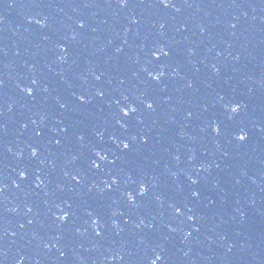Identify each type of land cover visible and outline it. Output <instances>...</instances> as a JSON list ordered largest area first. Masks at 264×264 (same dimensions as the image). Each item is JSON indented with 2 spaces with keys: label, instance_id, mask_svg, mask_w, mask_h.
<instances>
[{
  "label": "water",
  "instance_id": "1",
  "mask_svg": "<svg viewBox=\"0 0 264 264\" xmlns=\"http://www.w3.org/2000/svg\"><path fill=\"white\" fill-rule=\"evenodd\" d=\"M171 3L0 0V264H149L153 248L164 257L158 264H264V0ZM59 43L69 49L64 62ZM153 45L171 55L157 60ZM161 63L165 75L157 83L143 68L159 71ZM142 93L154 108L142 107L125 132L113 119L114 101L123 105L121 94L135 101ZM230 102L241 104L235 116L224 106ZM215 123L227 130L217 136L209 126ZM240 129L245 142L235 139ZM76 132L85 135L83 144ZM145 133L148 143L137 141L121 166L147 183L146 196L125 175L113 191L103 172L71 179L93 146ZM32 147L39 157H31ZM24 170L27 179L19 175ZM65 201L72 204L67 222L58 219L69 211Z\"/></svg>",
  "mask_w": 264,
  "mask_h": 264
},
{
  "label": "snow or ice",
  "instance_id": "2",
  "mask_svg": "<svg viewBox=\"0 0 264 264\" xmlns=\"http://www.w3.org/2000/svg\"><path fill=\"white\" fill-rule=\"evenodd\" d=\"M120 7H128L129 6V0H118ZM159 2L164 6V7H175L174 4L171 3V0H159ZM177 11H179L180 9L177 8ZM134 22H138V21H134ZM36 23L40 24L42 27L46 26L44 21H36ZM80 28H83L85 25L83 23H80ZM161 28L164 27L163 24H161L160 26ZM232 27H235V25H232ZM161 35H163V33H161ZM76 34H73L71 39L72 40H76ZM45 39H48L47 36H45ZM65 40H67L68 38L65 37ZM153 47L157 48V51L152 52L151 55L153 57H155L157 60H161L164 57H169L171 55V51H166L165 50V46L164 45H153ZM57 48L60 49L61 51V55L59 56V60L61 62H64L67 60L68 55H69V49L67 47L66 44L64 43H59L57 44ZM117 53L122 52L121 48H117L116 49ZM138 63V61H137ZM166 67L165 64L161 63L159 65V68L161 70L159 71H149L147 67L143 68V71L146 72L148 74L149 77H151V79L157 83H160L162 80V77L165 75V72L163 71V69ZM215 67V66H214ZM97 80L100 79L99 76L96 77ZM32 84L35 85L37 84L36 80H32ZM23 91L25 93H27L28 95H34L35 93V89L31 88V87H25L23 89ZM96 94L97 96H99L101 99H103L106 95L104 90L101 89H97L96 90ZM122 96V100L127 102L125 104L122 105L121 103V99H116L114 101L115 106L118 108L117 112L113 113V119L116 120V123L120 126V128H122L123 130H125V132H129L130 129L133 128L134 126V122L139 121V116H137V113L141 112V108L143 107L144 109H148L151 110L154 108V104H155V100L149 99L147 93H142L141 96L144 97L143 99H141L140 97H137L135 101H133L129 96L127 95H123ZM59 97H57V100L59 101ZM76 99L82 103V104H87L89 103V100L86 98L85 95H79L76 97ZM225 107H230L231 110V114L232 116H235V114H237L240 110H241V104L239 102H230L226 105H224ZM60 107L61 108H67L68 105L67 103H60ZM189 116L192 115V113H188ZM232 116H229L228 119L231 120ZM46 118V117H44ZM218 119V118H217ZM213 132L219 136L221 135L224 131H226V128H222L220 126L219 123H215V124H210L209 125ZM28 125L24 124L23 128L27 129ZM0 129H3L6 131V126L4 125H0ZM64 132H68V127L65 126L64 127ZM43 135V131H38L36 132V136L37 137H41ZM97 136L100 137L101 141L103 142V135L99 132L96 133ZM75 137L76 139L81 142L83 144V142L85 141V135L81 132H76L75 133ZM111 141H112V146H107V147H102L99 145L93 146L91 149V156H85L84 158V162L82 164V169L81 171H78L75 175L71 176V179L76 181L77 183H81L83 182V180L88 176V172H92L94 175L96 173H100L103 172L105 175L109 176V179L111 182H109V180H104L103 183L106 185L107 190L109 191H113V190H118V186L120 184V176L121 175H125L127 176V182L132 184V185H137L138 186V193L140 196H146L149 192V187L147 185L146 182H144L143 180H137L133 178V174L129 173L124 167L121 166L123 161H126L129 154H133L136 151V142L139 141L141 144H147L148 143V136L145 133L143 136H140L138 134H134V135H130L127 139H119L116 135H112L111 136ZM235 139L239 142H245L249 139V135L248 133L244 130V129H240V131L235 134ZM56 145H61V141L60 140H56L55 141ZM86 147V145H85ZM40 155V151L38 147H32L31 149V157H39ZM81 156H84V153H81ZM74 160H79L80 157L74 156L73 157ZM177 160L180 159L179 156L176 157ZM40 163H44L43 160L40 161ZM21 178L27 179V170L21 171L19 173ZM69 173L65 172V176H68ZM173 176H176V173L172 174ZM36 179L39 181L38 184H36V187H40V185L44 184V180L40 178V176H37ZM189 180L191 181L192 184H198L199 181L197 179L192 178L191 176L189 177ZM15 183V182H14ZM17 187H20L19 184L16 185ZM93 186H94V182H93ZM113 186H116V189L113 188ZM4 187H7V185H5ZM4 189L0 188V192H2ZM101 194H103L104 189H100ZM191 195L193 197L199 198L201 196V192L199 190H193ZM127 199L128 201L132 204L133 207H140V204H137L136 202V195L132 192V191H128L127 192ZM155 199L157 201H160L162 198L157 195L155 196ZM65 203L67 204V207L69 209V211H64L62 209V214L58 217V219L60 221H64L67 222V220L69 219L70 215H72L70 209L72 208V204L65 201ZM176 213H179L181 215H183V212L181 210V208L179 206H177L175 203L170 205ZM58 208L61 207V205H57ZM184 207H187V205H184ZM28 211L31 212L32 208L29 207ZM189 211H192L191 209H189ZM85 212L87 213V215L89 217H93L94 215H96V210L89 207L85 209ZM113 215H118V212H114L112 213ZM195 215H189L187 216V219L189 221L195 220ZM130 219V218H129ZM127 222V221H126ZM93 223H99V218L97 216L96 219L93 220ZM144 224V221L141 220L139 224L136 225L137 228H139L141 225ZM23 227V225H21ZM145 227H147V225H145ZM171 232H176L177 229L176 228H171L170 229ZM196 231H199V229H196ZM97 236H100L101 233L97 232L96 233ZM192 233L188 232L187 236H191ZM144 241L141 240V243H143ZM153 252H155V258L151 259L149 258V264H158V262L163 261L164 257L163 255L156 251L155 248L152 249ZM229 251H231V249H229ZM61 255H63V253H61ZM121 259H123V257H121Z\"/></svg>",
  "mask_w": 264,
  "mask_h": 264
}]
</instances>
